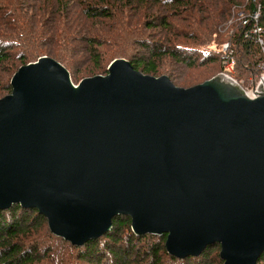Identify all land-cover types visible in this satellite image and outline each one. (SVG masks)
Returning <instances> with one entry per match:
<instances>
[{"label": "water", "instance_id": "obj_1", "mask_svg": "<svg viewBox=\"0 0 264 264\" xmlns=\"http://www.w3.org/2000/svg\"><path fill=\"white\" fill-rule=\"evenodd\" d=\"M0 99V210L38 209L83 246L132 219L180 259L220 245L224 264L264 253V74L251 91L226 72L190 87L116 58L73 81L44 55Z\"/></svg>", "mask_w": 264, "mask_h": 264}, {"label": "trees", "instance_id": "obj_2", "mask_svg": "<svg viewBox=\"0 0 264 264\" xmlns=\"http://www.w3.org/2000/svg\"><path fill=\"white\" fill-rule=\"evenodd\" d=\"M7 1L12 8L10 10L5 3L0 2V90L4 91L0 94V99L12 92L11 76L22 65L47 55L70 69L73 56L82 49H85L90 58L95 61L93 70L88 72L101 71L103 63L114 55L109 51L113 47H119L123 56L128 55L125 51L129 52L131 58L126 59L137 70L154 76L166 75L163 74L166 71L160 74V61L166 56L191 66L195 65L194 51L203 53L206 63L234 60V73L232 72L231 75L245 88L254 86L264 73V68L261 67L264 63V44L258 40L261 37L264 42V0H37L28 11H26L28 2L22 5L23 0H17L16 4L17 2L19 4L16 5L12 3L13 0ZM19 10L21 12L23 10V13L18 14ZM234 11L242 13L237 21L231 18ZM256 13H259L257 24L262 27V32L259 34L252 32L256 23L254 18ZM121 15L137 18L135 23L128 25L125 32L115 31L109 25L112 20L119 19ZM245 21L247 22L244 23ZM21 22L27 28L23 27ZM38 22L43 26L37 32V29L33 28ZM225 26L227 30L224 34L218 31V27ZM233 26L234 31H230ZM133 28L142 30L144 33L137 34L138 31ZM214 34L223 38L225 42L230 41L222 55H220L221 50L210 47L209 43L213 41ZM223 41L217 44H222ZM44 42L50 46L42 47ZM138 44L144 49L141 54L131 51L132 46L135 47ZM26 45L28 47L25 49L23 46ZM103 45L109 48L107 52L102 51ZM18 48L21 50H17ZM253 52H259L258 55L255 54L254 62H246L245 60H249V54ZM112 58L104 65L107 73L109 64L116 59ZM222 68L221 72L227 71L224 66ZM7 76L9 77L3 82L2 78ZM45 221L48 223L47 218L38 209L24 208L20 204L0 210V264H35L38 248L31 244L33 242L26 243V240L31 239L33 228L35 229L37 224ZM131 225L132 219L129 216L116 217L110 232L83 246L89 248L95 246L93 250L96 249V245L98 247L101 244L105 247L104 236L115 238L121 236L125 230L128 232L126 236H123L126 243L129 237L134 238L133 242H130L132 249L135 248L134 246H141V243L151 235L164 236L166 242V235H137ZM27 244L30 247H27ZM70 244L73 245L71 242ZM73 246L78 249L83 247ZM165 246L158 249L157 244H152L155 250V256L152 258H157L149 264H165L164 256L157 254L161 252L166 255L165 258L170 257L174 262L179 259L182 264H193V259L198 260L197 262L201 261L200 264H209L208 255L213 249L208 247L200 256L180 259L171 255ZM117 248H108L113 256L114 264L119 262L123 264L124 260H127L129 264H141V260L131 259L128 254L121 253V249ZM99 253L94 252L97 257L96 262L105 264L107 253ZM84 258L87 259L86 256ZM259 260V264H264V253ZM220 262L224 264V260Z\"/></svg>", "mask_w": 264, "mask_h": 264}, {"label": "rangeland", "instance_id": "obj_3", "mask_svg": "<svg viewBox=\"0 0 264 264\" xmlns=\"http://www.w3.org/2000/svg\"><path fill=\"white\" fill-rule=\"evenodd\" d=\"M17 0H13L12 3L16 4ZM37 0H23L22 1V5H24L26 2L27 3V8L26 11L31 9V5L35 4ZM2 4L5 3V5L10 9L11 6L9 5V2L7 0H3L0 1ZM17 4H19L17 2ZM16 4V5H17ZM246 4V3H244ZM18 14L23 13V10L21 12V10H19V12H17ZM32 14V12L30 13V15ZM244 15H246L245 13H243ZM242 15V13H237L236 11H234V13L232 14L231 18L235 21L238 20V17L240 19V16ZM13 16V15H12ZM137 20V18L133 17V16H126V15H121L119 19L117 20H112L109 25L112 27L113 30L115 31H126L128 25L135 23ZM23 23V22H21ZM27 25L28 21L26 22ZM257 23V21H256ZM23 27L27 26L23 23L22 25ZM43 24L38 22L37 26L33 29H37V32L42 28ZM105 25L103 24V27ZM30 27V26H29ZM133 30H137L136 28H133ZM227 30V27L225 26L224 28L218 27V31L221 32L222 34L225 33V31ZM12 31V30H11ZM137 34H143L144 32H142V30H137ZM230 31H234V26L233 28H231ZM253 32V29H252ZM231 33V32H229ZM40 35V34H39ZM213 41H211V46L210 47H215L218 50H221V54H223V52H225L226 48L229 46V42L230 41H223V38H219L218 36H216V34L213 35ZM225 37V36H224ZM222 42V44H217L219 42ZM261 43V42H260ZM264 44V42H262ZM50 46V44H48L47 42H44L42 47H47ZM25 49L28 47L23 46ZM35 47H40V46H35ZM109 49L107 47V45H103L102 46V51L103 52H107ZM255 49V48H254ZM17 50H21V48H18ZM133 53H139L141 54L144 49H142L141 45H136L135 47L132 46V50ZM114 53L113 56L109 57L104 63H103V69L97 70L95 72H88L93 70V66L95 64V61L92 60V58H90L88 52L85 49L80 50L77 54L79 56H76L77 54H75L72 58V67L70 69H68L71 73V76L73 78V81L75 83H78L80 80H82L85 77L88 76H93L95 74H107V72L104 70V65L107 64V62L112 58H119V57H125L127 59L131 58V55L129 54L128 51H125L128 55L123 56L122 55V51L120 50L119 47H113L112 50L109 51V53ZM193 52V51H192ZM108 53V54H109ZM191 54V52H190ZM188 54V55H190ZM209 54L214 55L212 52H209ZM255 54H259L258 53H251L249 54V60H245L246 62L249 61H253L255 60ZM193 55L196 59V63L195 65H188L185 62L182 61H177L169 56H166L163 60L160 61L161 63V73L162 74H166L169 75L170 78L172 79V81L178 85V86H184V87H189L192 86L196 83L202 82L206 79L212 78L213 76L217 75L218 73H221V70H223L222 66H224L225 61L226 60H218L216 62H207L203 59L204 54L203 53H199L198 51H194ZM241 56V53H240ZM252 65V64H251ZM255 67V66H254ZM262 69L264 68V63L261 65ZM107 69V66H106ZM264 70V69H263ZM102 72V73H101ZM225 72V71H222ZM234 73V72H233ZM9 76L2 78V81L4 82ZM13 75L11 76L12 79ZM10 79V80H11ZM240 82V81H239ZM241 83V82H240ZM3 90H0V94L3 93ZM125 230V228H124ZM126 233H128L126 230L123 232V234L121 236H116L115 238H108L107 236L103 237V242L105 243V247L98 245H96V249L93 250V246H90V248L88 246H83V247H79L82 249H78L76 247H74L73 245L70 244L69 241H66L62 238L57 237L56 235H54L52 233V231L50 230V227L48 225V223L42 222L40 224H37V227L34 229L33 228V235L31 237V239L29 241L26 240V243L28 242H33L31 243L33 246H36L38 248V257H37V262L35 264H98L96 262V254H94V252H100V253H107L106 257V263L107 264H114L113 262V256L112 254L109 252L110 250L108 249L109 247H113L115 249H118L117 247H119L121 249V253H126L128 254V257L133 259V258H138L139 260H141V264H149L152 262L153 259L156 260L157 257L152 258L153 256H155V250L152 247V244H157V248L159 249V247L165 246V237L164 236H150L149 238H147L144 242L141 243V246H134L135 248L132 249L130 242H133L134 238L133 237H129L127 239V243L125 242L126 240H123V236H126ZM132 236V235H131ZM99 242V241H98ZM127 244L129 246H127ZM27 247H30L29 244H27ZM85 247V248H84ZM166 247V246H165ZM109 250V251H108ZM220 247L219 244L216 245L215 247H213V249H211V251L209 252L210 254L208 255L209 258V264H221V257H220ZM88 252V253H87ZM91 252V253H89ZM159 252V251H158ZM99 253V254H100ZM125 254V255H126ZM158 255H163L164 259H165V264H182L181 260H175L172 261L170 257L165 258V254L164 253H157ZM89 255V256H88ZM84 256L87 257V259L84 258ZM91 256V257H90ZM198 260H192L193 264H200L202 263L201 261L197 262ZM123 264H129L127 260L123 261ZM260 262V260L258 261ZM105 263V264H106ZM122 262H119V264H121ZM190 263V262H189ZM104 264V263H103ZM136 264V263H135Z\"/></svg>", "mask_w": 264, "mask_h": 264}, {"label": "built area", "instance_id": "obj_4", "mask_svg": "<svg viewBox=\"0 0 264 264\" xmlns=\"http://www.w3.org/2000/svg\"><path fill=\"white\" fill-rule=\"evenodd\" d=\"M254 18L256 19V21L258 20V18H259V13H256L255 15H254ZM247 21H245L244 23H246ZM262 32V27L261 26H259L257 23H255L254 24V26H253V33H261ZM261 43L263 42V39L261 38V37H259V39H258ZM224 67H225V69L227 70V71H225L226 73H229L230 75H231V73L233 72V69H234V60H226L225 61V64H224ZM264 74V73H263ZM262 74V75H263ZM260 79V78H259ZM258 82H259V80H258ZM257 82V83H258ZM257 83L254 85V86H252V87H247L246 89H247V91H249V92H251L255 87H256V85H257Z\"/></svg>", "mask_w": 264, "mask_h": 264}]
</instances>
